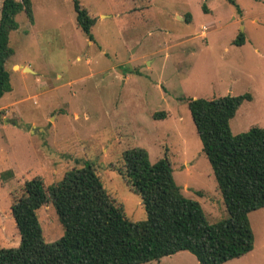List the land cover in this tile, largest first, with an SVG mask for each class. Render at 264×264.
I'll return each mask as SVG.
<instances>
[{"label":"rangeland","instance_id":"obj_1","mask_svg":"<svg viewBox=\"0 0 264 264\" xmlns=\"http://www.w3.org/2000/svg\"><path fill=\"white\" fill-rule=\"evenodd\" d=\"M234 1L239 11L227 0H79L95 20L91 40L72 0H31L32 22L16 14L5 62L11 90L0 98V248L19 244L10 205L24 181L37 176L47 187L85 162L130 220L144 219L117 172L120 153L136 146L151 163L168 158L209 223L227 216L187 99L249 93L230 130L264 128V0ZM239 32L244 43L235 46ZM36 215L44 241H56L63 231L51 203ZM248 217L253 249L222 264H264V208ZM142 264L198 263L179 251Z\"/></svg>","mask_w":264,"mask_h":264},{"label":"trees","instance_id":"obj_2","mask_svg":"<svg viewBox=\"0 0 264 264\" xmlns=\"http://www.w3.org/2000/svg\"><path fill=\"white\" fill-rule=\"evenodd\" d=\"M237 11L234 0H227ZM75 21L92 39L94 18L72 0ZM202 10L208 12L205 5ZM23 11L32 22L31 0H2L0 9V98L11 90L5 62L12 54L9 32L17 28ZM189 22V19H186ZM244 43L238 33L232 44ZM249 93L216 98H188L202 151L220 191L227 216L209 223L200 204L181 193L166 156L150 162L146 149L136 146L120 153L117 172L139 196L145 218L132 221L104 188L94 167L85 162L44 186L40 177L24 181L22 194L10 213L19 234L15 247L0 248V264H142L179 251L192 254L198 264H222L253 249L251 211L264 208V128L252 126L232 134L230 119ZM164 118V113H155ZM50 202L62 235L47 243L36 215Z\"/></svg>","mask_w":264,"mask_h":264},{"label":"water","instance_id":"obj_3","mask_svg":"<svg viewBox=\"0 0 264 264\" xmlns=\"http://www.w3.org/2000/svg\"><path fill=\"white\" fill-rule=\"evenodd\" d=\"M19 67H21L22 69H25V70L28 69L27 67H23V66H19Z\"/></svg>","mask_w":264,"mask_h":264}]
</instances>
